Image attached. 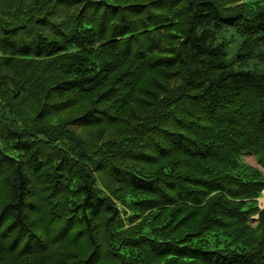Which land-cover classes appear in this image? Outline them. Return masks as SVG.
Segmentation results:
<instances>
[{"label":"trees","instance_id":"16d2710c","mask_svg":"<svg viewBox=\"0 0 264 264\" xmlns=\"http://www.w3.org/2000/svg\"><path fill=\"white\" fill-rule=\"evenodd\" d=\"M257 52L264 0H0V264H264Z\"/></svg>","mask_w":264,"mask_h":264},{"label":"rangeland","instance_id":"374dc122","mask_svg":"<svg viewBox=\"0 0 264 264\" xmlns=\"http://www.w3.org/2000/svg\"><path fill=\"white\" fill-rule=\"evenodd\" d=\"M222 36L220 37V40H225L228 45H227V60L228 62H234L237 60V53L240 48V42L239 39L232 33L228 32L225 34H221ZM244 69H251V70H256L259 73H264V62L261 57V52H257L248 62L245 64L243 67ZM245 161L250 164L251 166L258 167L261 170H263L255 160V158L251 155H247L244 157ZM264 196L260 200V205L261 208H264ZM256 219V218H255Z\"/></svg>","mask_w":264,"mask_h":264},{"label":"bare ground","instance_id":"6f19581e","mask_svg":"<svg viewBox=\"0 0 264 264\" xmlns=\"http://www.w3.org/2000/svg\"><path fill=\"white\" fill-rule=\"evenodd\" d=\"M263 201H264V199H263Z\"/></svg>","mask_w":264,"mask_h":264}]
</instances>
